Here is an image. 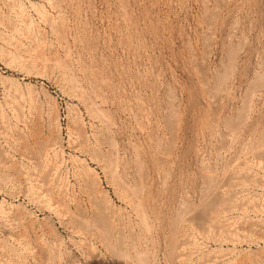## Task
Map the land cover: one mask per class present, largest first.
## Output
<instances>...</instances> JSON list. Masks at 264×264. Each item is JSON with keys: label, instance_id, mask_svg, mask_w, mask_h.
Instances as JSON below:
<instances>
[{"label": "rangeland", "instance_id": "1", "mask_svg": "<svg viewBox=\"0 0 264 264\" xmlns=\"http://www.w3.org/2000/svg\"><path fill=\"white\" fill-rule=\"evenodd\" d=\"M0 264H264V0H0Z\"/></svg>", "mask_w": 264, "mask_h": 264}, {"label": "bare ground", "instance_id": "2", "mask_svg": "<svg viewBox=\"0 0 264 264\" xmlns=\"http://www.w3.org/2000/svg\"><path fill=\"white\" fill-rule=\"evenodd\" d=\"M123 8H124V7H123ZM121 10H122V9H121ZM16 30H17V29H16ZM30 31H31V30H30ZM4 35H5V34H4ZM4 38H5V37H4ZM1 52H2V51H1ZM67 52H68V51H67ZM90 69H91V68H90ZM68 81H69V80H68ZM76 88H77V87H76ZM208 105H209V104H208ZM93 109H94V108H93ZM133 118H134V117H133ZM106 131H107V130H106ZM54 140H55V139H54ZM49 142H50V141H49ZM160 145H161V144H160ZM45 147H46V146H45ZM114 147H115V146H114ZM114 147H113V148H114ZM158 151H159V150H158ZM219 154H220V153H219ZM137 155H138V154H137ZM160 158H161V157H160ZM161 161H162V160H161ZM156 163H157V162H156ZM159 164H160V163H159ZM114 165H115V164H114ZM116 167H117V165H116ZM18 169H19V168H18ZM40 169H42V168H40ZM117 169H118V168H117ZM140 170H141V169H140ZM39 171H40V170H39ZM106 171H107V170H106ZM114 172H115V171H114ZM139 172H140V171H139ZM40 173H41V172H40ZM110 173H111V172H110ZM114 175H115V174H114ZM120 180H121V179H120ZM114 181H115V180H114ZM43 182H44V181H43ZM45 182H46V180H45ZM166 182H167V181H166ZM118 184H119V183H118ZM46 185H47V184H46ZM142 186H143V185H142ZM161 186H162V185H161ZM123 187H124V186H123ZM91 188H92V187H91ZM141 188H143V187H141ZM92 190H93V188H92ZM133 193H135V192L133 191ZM102 196H103V195H102ZM135 197H136V196H135ZM138 198H139V197H138ZM137 201H138V200H137ZM138 203H140V201H138ZM140 204H142V203H140ZM140 204H138V205H140ZM103 205H104V204H103ZM135 205H136V204H135ZM138 205H137V206H138ZM138 207H139V206H138ZM141 207H142V206H141ZM144 208H145V207H144ZM144 208H143V209H144ZM139 209H140V208H139ZM136 210H137V209H136ZM140 211H141V210H140ZM143 211H144V210H142V212H143ZM113 213H114V212H113ZM117 214H118V213H117ZM141 214H142V213H141ZM147 215H148V214H147ZM144 216H145V215H144ZM140 217H141V216H140ZM142 217H143V216H142ZM142 217H141V218H142ZM146 217H147V216H146ZM146 217H145V218H146ZM148 217H149V216H148ZM111 218H112V217H111ZM143 218H144V217H143ZM110 221H111V219H110ZM145 221H146V220H145ZM145 221H144V222H145ZM144 222H143V223H144ZM145 227H146V226H145ZM145 229H146V228H145ZM147 231H148V230H147ZM174 231H175V230H174ZM140 232H141V231H140ZM132 234H133V233H132ZM140 234H141V233H140ZM141 236H142V235H141ZM132 237H133V236H132ZM130 240H131V239H130ZM175 242H176V240H175ZM133 243H134V242H133ZM173 243H174V242H173ZM134 244H135V243H134ZM181 245H182V244H181ZM135 248H136V247H135ZM125 249H126V248H125ZM132 250H133V249H132ZM113 251H114V250H113ZM136 251H137V250H136ZM171 251H172V250H171ZM134 252H135V251H134ZM138 253H139V252H138ZM173 253H174V252H173ZM140 254H141V253H140ZM153 255H154V254H153ZM140 261H141V260H140ZM145 261H146V260H145Z\"/></svg>", "mask_w": 264, "mask_h": 264}]
</instances>
